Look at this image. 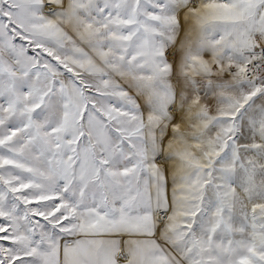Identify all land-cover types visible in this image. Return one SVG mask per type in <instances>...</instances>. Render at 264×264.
<instances>
[{
  "label": "rangeland",
  "instance_id": "obj_1",
  "mask_svg": "<svg viewBox=\"0 0 264 264\" xmlns=\"http://www.w3.org/2000/svg\"><path fill=\"white\" fill-rule=\"evenodd\" d=\"M221 1L0 0V264H264V36L232 29L246 109L176 74Z\"/></svg>",
  "mask_w": 264,
  "mask_h": 264
},
{
  "label": "crops",
  "instance_id": "obj_2",
  "mask_svg": "<svg viewBox=\"0 0 264 264\" xmlns=\"http://www.w3.org/2000/svg\"><path fill=\"white\" fill-rule=\"evenodd\" d=\"M225 1L227 0H222L220 4L218 3L217 8H214L215 5L213 2L208 3L206 7L200 5V8L195 12H191L190 16L189 13L187 14L189 18L184 23L187 31L182 40L178 41L174 55L176 60V74L183 82H190L199 86L196 88V93L198 94L200 92L199 95L204 99V102H208L211 99L210 94L217 91L216 89H212V87L218 85L216 81L225 76L229 82L227 85L223 84L225 86L224 90L229 88L230 92L234 91L238 93L239 98H242L239 103L244 104L246 109L247 100L251 99L248 95L250 91L244 88V85L241 87V84H239L238 88L236 85H232L234 83L233 81L242 80L240 77L241 74H234V64H226V61L233 59L232 52L229 49L237 52L243 48L242 44H236L237 41L233 34V28H253L255 29L253 34L264 36V0H230V13L232 17H229V12L222 5ZM196 3L197 0H192L193 6ZM227 3L229 5V2ZM209 10H213L214 14H209ZM204 12H207V14H204ZM31 24L32 26L34 25L33 23ZM219 29H222L221 35ZM231 35L233 36L232 43L228 41ZM221 38L226 40V46H224V41H220L222 40ZM244 82L252 83L248 81ZM203 85L204 87L202 88ZM186 89H188L187 86H182L181 88V90L185 91ZM204 89L205 92H203ZM185 97L186 95L182 93V100ZM205 106L208 108V103H205ZM211 114H215V112ZM199 115L205 116L207 113ZM244 164L247 168L246 162ZM247 172L248 169L244 176L240 175L241 181L237 185V187L244 190L245 197L252 195V192L245 190L247 188V181L252 178H248ZM255 179H258L256 175ZM258 194L255 192V201L261 199L260 194Z\"/></svg>",
  "mask_w": 264,
  "mask_h": 264
},
{
  "label": "built area",
  "instance_id": "obj_3",
  "mask_svg": "<svg viewBox=\"0 0 264 264\" xmlns=\"http://www.w3.org/2000/svg\"><path fill=\"white\" fill-rule=\"evenodd\" d=\"M262 76H264V45L256 49L251 57L244 58L242 63V78L244 80L261 85Z\"/></svg>",
  "mask_w": 264,
  "mask_h": 264
}]
</instances>
